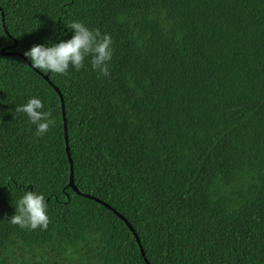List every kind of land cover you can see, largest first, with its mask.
<instances>
[{
	"label": "trees",
	"instance_id": "obj_1",
	"mask_svg": "<svg viewBox=\"0 0 264 264\" xmlns=\"http://www.w3.org/2000/svg\"><path fill=\"white\" fill-rule=\"evenodd\" d=\"M73 20L112 37L109 76L30 67ZM1 49L0 264H264V0H0ZM32 189L45 230L8 222Z\"/></svg>",
	"mask_w": 264,
	"mask_h": 264
},
{
	"label": "clouds",
	"instance_id": "obj_2",
	"mask_svg": "<svg viewBox=\"0 0 264 264\" xmlns=\"http://www.w3.org/2000/svg\"><path fill=\"white\" fill-rule=\"evenodd\" d=\"M63 25L71 32L69 38L34 44L23 53L30 61V67L40 73L64 76L69 68L80 70L87 58L93 72L100 76H109V61L113 54L112 37L107 33L101 34L98 30L89 29L76 20ZM62 35H67V32ZM4 52L15 53L8 50ZM15 112L26 116L27 122L34 126V135L38 137L47 133L54 124L51 111L35 96L28 97L23 104L17 105ZM47 209L48 205L42 193L34 189L23 190L8 222L21 229L45 230L49 223Z\"/></svg>",
	"mask_w": 264,
	"mask_h": 264
},
{
	"label": "water",
	"instance_id": "obj_3",
	"mask_svg": "<svg viewBox=\"0 0 264 264\" xmlns=\"http://www.w3.org/2000/svg\"><path fill=\"white\" fill-rule=\"evenodd\" d=\"M2 14V13H1ZM2 54H8V53H10V52H4V50L3 49H1V51H0ZM59 97H60V104H61V112H62V118H63V129H64V137L66 136V124H65V113H64V106H63V101H62V97H61V94H59ZM65 148H66V152H67V155H68V160H69V170H70V172H69V180H68V185L70 186V187H72L74 190H76V187L73 185V176H72V162H71V159H70V156H69V152H68V148H67V142H66V140H65ZM115 212V211H114ZM126 224H128V222L126 221V219L121 215V214H118L117 212H115ZM128 226H129V224H128ZM129 228L132 230V227L131 226H129ZM133 231V230H132ZM134 236H135V238H136V241L139 243V239H138V237L136 236V234L134 233ZM139 249H140V251H141V253H142V255H144L143 254V250H142V248H141V246H139Z\"/></svg>",
	"mask_w": 264,
	"mask_h": 264
}]
</instances>
